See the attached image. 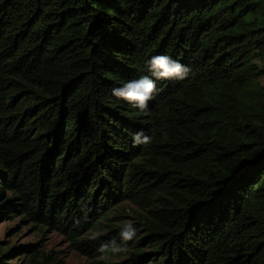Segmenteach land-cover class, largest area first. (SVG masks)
<instances>
[{"label": "trees", "instance_id": "trees-1", "mask_svg": "<svg viewBox=\"0 0 264 264\" xmlns=\"http://www.w3.org/2000/svg\"><path fill=\"white\" fill-rule=\"evenodd\" d=\"M154 55L191 71L156 79ZM144 76L147 116L112 95ZM254 80L264 0H0V218L62 232L89 264H264ZM141 131L149 143H134ZM125 202L137 235L101 254L120 243ZM0 264L64 263L0 242Z\"/></svg>", "mask_w": 264, "mask_h": 264}, {"label": "clouds", "instance_id": "clouds-1", "mask_svg": "<svg viewBox=\"0 0 264 264\" xmlns=\"http://www.w3.org/2000/svg\"><path fill=\"white\" fill-rule=\"evenodd\" d=\"M145 66L152 73V76L160 80H183L191 71L190 68L185 67L177 60H173L168 55H154L145 61ZM156 92L155 81L144 76L139 80L126 82L122 87L114 88L112 95L134 103L147 116L150 115L147 111L148 102L153 99ZM133 140L136 144H147L150 142V137L141 131L134 135ZM136 235L134 221L131 219L126 220L120 228V243H117L115 239L101 243L97 251L101 254H111L112 256L126 254L128 252V243L133 241ZM99 237L100 233L94 232L89 237V240L96 241Z\"/></svg>", "mask_w": 264, "mask_h": 264}, {"label": "rangeland", "instance_id": "rangeland-1", "mask_svg": "<svg viewBox=\"0 0 264 264\" xmlns=\"http://www.w3.org/2000/svg\"><path fill=\"white\" fill-rule=\"evenodd\" d=\"M250 91L257 98L264 97V87L256 80L253 81ZM123 204H126L127 210L125 212L126 217L121 220H133L129 216L133 206L126 202ZM116 214H118L117 211H112L110 216L113 217ZM0 242L10 245L35 243L37 248L52 249L63 260L64 264H89V259L83 253L72 249L67 237L62 232L55 230L39 232L19 217L0 218Z\"/></svg>", "mask_w": 264, "mask_h": 264}]
</instances>
